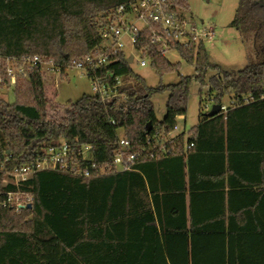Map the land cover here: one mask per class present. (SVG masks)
<instances>
[{
  "label": "trees",
  "instance_id": "16d2710c",
  "mask_svg": "<svg viewBox=\"0 0 264 264\" xmlns=\"http://www.w3.org/2000/svg\"><path fill=\"white\" fill-rule=\"evenodd\" d=\"M137 1L0 0V59L38 57L65 78L72 62L102 45L104 19ZM181 6L188 8L185 0ZM229 26L263 44L259 63L237 77L212 67L204 44L160 36L194 69L201 96L209 87L214 105L232 102L227 112L205 116L186 142L163 140L187 116L193 80L151 45L150 32L139 36L136 52H145L160 79L178 74V84L150 88L125 53L95 71L111 87L122 81L112 100L58 105L41 68L15 82V103L0 99V264H264V0H239ZM210 72L219 77L207 82ZM163 93L160 122L152 100ZM119 131L142 155L132 172L112 170ZM62 143L76 159L90 149L92 164L83 169L111 171L94 179L42 171L13 185L10 172ZM13 193L32 198L19 213L4 207Z\"/></svg>",
  "mask_w": 264,
  "mask_h": 264
},
{
  "label": "built area",
  "instance_id": "2783aa9c",
  "mask_svg": "<svg viewBox=\"0 0 264 264\" xmlns=\"http://www.w3.org/2000/svg\"><path fill=\"white\" fill-rule=\"evenodd\" d=\"M182 1L184 0H139L132 4L120 6L112 16L104 19L101 25L102 45L85 60L72 62L67 70L79 71L81 77L87 78L91 82L95 96L107 101L119 96V89L123 87V83L121 80H117L115 86L111 87L96 77L95 71L107 67L111 64L112 57L124 53L125 43H129L136 52L141 34L150 32L152 34L151 45L160 46L162 56L172 65L175 64L169 55L176 54L175 50L167 45L161 35L185 46L190 40L202 44L213 42L215 39L213 30L197 28L193 20L189 19L188 12L181 6ZM136 53L141 57L140 66L142 68L146 67L147 64L149 65V62L143 59L145 55L143 50ZM134 62L135 58H133ZM44 67L62 75L61 70L53 62L44 61L38 57L18 61L0 59V86L4 84L5 78L12 83L17 80H26L31 71L38 68L43 70ZM113 126L116 127L115 124ZM119 147L112 170L116 173L132 172L136 161L141 159L142 155L133 154L130 143L124 137L119 139ZM146 158L153 160L155 157L150 155ZM88 162H92L89 148L84 150L83 157L76 159V155L70 148L62 143L57 147L45 149L43 155L38 157L36 162L29 166L16 168L9 173V176L13 185L18 186L42 171H57L83 179L99 178L111 171L108 167L99 169L95 165L83 169L81 163ZM1 171H3L2 167ZM31 201L32 198L30 197H23L14 193L8 194L4 207L14 209L16 213H19Z\"/></svg>",
  "mask_w": 264,
  "mask_h": 264
},
{
  "label": "rangeland",
  "instance_id": "374dc122",
  "mask_svg": "<svg viewBox=\"0 0 264 264\" xmlns=\"http://www.w3.org/2000/svg\"><path fill=\"white\" fill-rule=\"evenodd\" d=\"M188 8H183L188 12L189 19H192L197 28L204 30H213L215 39L213 42L204 44L207 52L209 63L212 67H217L223 74H229L232 77L245 70L251 64L259 63L258 55H263V44L253 39V33L250 37H243L239 32L230 28L239 0H185ZM260 41V40H258ZM127 57L135 58L132 64L134 73L142 77L148 86L158 89L160 85L169 86L176 85L180 82V76L191 78L193 80L191 86L190 97L188 101L187 116L178 120L177 129L170 136L164 138L165 141H172L181 136L185 142L191 137L192 130L198 126L205 116H208L214 106L213 98L209 96V87L204 88L202 96L200 95V87L194 82V69L183 62L177 54H170L169 58L174 64H180V76L178 74L167 75L160 79L154 70L147 64L146 67L140 66L141 57L136 53L129 43H125L123 49ZM65 78L60 73L51 71L48 67L43 69V78L46 85L55 86L58 93L56 103L65 106L67 103H76L84 96H95L92 84L87 78L81 77L77 70H67ZM218 76L215 72H210L207 82L210 78ZM17 83L11 82V88L7 86L0 88V99L9 104L15 103L14 89ZM168 94L156 95L152 102L156 118L163 121L166 116V102ZM232 105L231 98L225 97L222 101V110L226 112ZM119 138H123V133L118 132ZM90 158V156H88Z\"/></svg>",
  "mask_w": 264,
  "mask_h": 264
},
{
  "label": "water",
  "instance_id": "95a60500",
  "mask_svg": "<svg viewBox=\"0 0 264 264\" xmlns=\"http://www.w3.org/2000/svg\"><path fill=\"white\" fill-rule=\"evenodd\" d=\"M132 63H133V58H130L129 59V64L132 65ZM222 111L223 110H222V107L221 106L214 105L211 113L208 116H209V118H213V117L219 115ZM149 128H148V131H149Z\"/></svg>",
  "mask_w": 264,
  "mask_h": 264
},
{
  "label": "crops",
  "instance_id": "0c3cea01",
  "mask_svg": "<svg viewBox=\"0 0 264 264\" xmlns=\"http://www.w3.org/2000/svg\"><path fill=\"white\" fill-rule=\"evenodd\" d=\"M258 59L261 60V58H258ZM258 59H257V61H259ZM226 112H227V111H226ZM180 119H182V118H180ZM180 119H179V120H180Z\"/></svg>",
  "mask_w": 264,
  "mask_h": 264
}]
</instances>
